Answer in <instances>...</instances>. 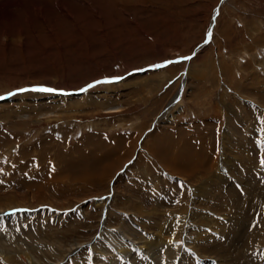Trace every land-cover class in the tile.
Segmentation results:
<instances>
[{
	"label": "rangeland",
	"instance_id": "1",
	"mask_svg": "<svg viewBox=\"0 0 264 264\" xmlns=\"http://www.w3.org/2000/svg\"><path fill=\"white\" fill-rule=\"evenodd\" d=\"M4 94L0 264H264V0H0Z\"/></svg>",
	"mask_w": 264,
	"mask_h": 264
},
{
	"label": "snow or ice",
	"instance_id": "2",
	"mask_svg": "<svg viewBox=\"0 0 264 264\" xmlns=\"http://www.w3.org/2000/svg\"><path fill=\"white\" fill-rule=\"evenodd\" d=\"M224 0H221V3H223ZM216 15H219V11H217ZM215 19V17L213 18ZM209 37H211V32L208 33ZM185 59H190V57H186ZM109 82H112V81H109V80H104V81H97L96 83H109ZM95 85L93 84H90L88 85L89 88L91 87H94ZM33 90H37V91H48V92H51V91H54V89H51V88H37V89H33ZM87 89H82V91H86ZM22 91H26V89H22ZM0 99H3V97H0ZM262 163H264V161H262Z\"/></svg>",
	"mask_w": 264,
	"mask_h": 264
},
{
	"label": "bare ground",
	"instance_id": "3",
	"mask_svg": "<svg viewBox=\"0 0 264 264\" xmlns=\"http://www.w3.org/2000/svg\"><path fill=\"white\" fill-rule=\"evenodd\" d=\"M184 151V150H183ZM202 156V155H201ZM173 159V158H172ZM175 160V159H174ZM186 161V160H185ZM178 163V162H177ZM177 163H176V161H175V165H177ZM168 165V164H167ZM171 165V164H170ZM98 166V165H97ZM179 166V165H178ZM178 166H176V167H178ZM183 166V165H182ZM168 167V166H167ZM185 167V166H184ZM201 167V166H200ZM87 168V167H86ZM169 168V167H168ZM183 168V167H182ZM182 168H180V169H182ZM170 169V168H169ZM175 169V168H174ZM189 169V168H188ZM179 170V169H178ZM190 170V169H189ZM180 171V170H179ZM174 172V171H173ZM177 173V172H176ZM242 213V212H241Z\"/></svg>",
	"mask_w": 264,
	"mask_h": 264
}]
</instances>
